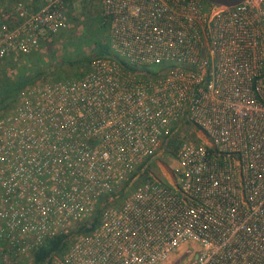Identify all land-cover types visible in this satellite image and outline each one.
<instances>
[{
  "label": "built area",
  "instance_id": "built-area-1",
  "mask_svg": "<svg viewBox=\"0 0 264 264\" xmlns=\"http://www.w3.org/2000/svg\"><path fill=\"white\" fill-rule=\"evenodd\" d=\"M81 1L0 11V63L68 28ZM93 1L110 54L0 111V263L71 234L188 120L203 141L182 142L169 176L110 198L52 264H166L181 249L189 264H264V0Z\"/></svg>",
  "mask_w": 264,
  "mask_h": 264
},
{
  "label": "rangeland",
  "instance_id": "rangeland-1",
  "mask_svg": "<svg viewBox=\"0 0 264 264\" xmlns=\"http://www.w3.org/2000/svg\"><path fill=\"white\" fill-rule=\"evenodd\" d=\"M0 0V11L10 9L17 0ZM28 2V0H25ZM41 1V0H39ZM35 4H30L33 7ZM71 12H74L70 19V26L63 29L42 43L40 47L26 55L12 58L13 61L6 65L4 59L0 67H4L9 76L23 72L34 74L35 67L41 68L47 73L39 77L35 83L41 81H56L75 77L83 71L87 65L85 61L95 51L97 43H107V29L101 24L99 5L93 0H84L74 3ZM81 60V61H80ZM38 64L36 65V62ZM71 61V62H70ZM64 62V64H63ZM174 134L181 141L193 140L200 143L204 139L203 133L194 124L181 121L177 124ZM172 157L164 153L160 147L158 154L147 161L146 175L155 178H163L170 175L171 167L174 164ZM139 178H136V181ZM140 177V182L145 181ZM183 249L176 252L166 264H189V258L183 256ZM11 264H34L29 259L17 260Z\"/></svg>",
  "mask_w": 264,
  "mask_h": 264
},
{
  "label": "trees",
  "instance_id": "trees-1",
  "mask_svg": "<svg viewBox=\"0 0 264 264\" xmlns=\"http://www.w3.org/2000/svg\"><path fill=\"white\" fill-rule=\"evenodd\" d=\"M44 0L39 1L38 4H41ZM31 53V52H30ZM110 49L108 42L107 43H97L95 47V51L93 54L86 58L81 59L82 61H85L87 63L85 69L81 71L78 75H75V77H78L80 75H83L84 72L88 69V64L90 60L94 56H103V55H109ZM13 59L8 58L5 60V64H10ZM80 60V61H81ZM36 62V61H35ZM71 62V61H70ZM120 62L128 69H133L136 71L133 67H131L129 64H127L124 60H120ZM38 64V61L36 62V65ZM64 64V62H63ZM155 67H149L146 69V73L155 74ZM45 73L47 71L35 67V73L34 74H25L23 72H20L17 75L9 76L7 72L5 71L4 67H0V111L7 109L8 107H11L19 94V92L27 85L34 84L35 81L39 77L45 76ZM72 78V77H71ZM188 122V120H185ZM177 123L173 124L169 130V133L164 136L161 145L163 148V151L165 154H167L170 157H176L178 150L182 144L183 141L179 140L174 132L177 128ZM175 130V131H174ZM146 162L141 163L137 171H139L143 166L145 167L143 171L139 174L138 178L144 177V179H149L150 177L146 175L147 167L145 166ZM132 181L131 178L124 181L121 185L117 187L110 195H105L103 197L104 204L103 207H98L97 210L93 215L85 219L84 221L79 222L76 227L73 229L72 233L69 235L66 234H56L51 237H49L43 244L35 247L32 251V263L34 264H52V260L56 256L62 255L65 250L68 248V245L71 240V236L76 234H87L92 232L96 226L99 224V216L102 208L106 204H108V200L110 198L117 199L118 197L121 199L123 198L130 189L134 188L136 184H138V180ZM1 264V263H0Z\"/></svg>",
  "mask_w": 264,
  "mask_h": 264
},
{
  "label": "water",
  "instance_id": "water-1",
  "mask_svg": "<svg viewBox=\"0 0 264 264\" xmlns=\"http://www.w3.org/2000/svg\"><path fill=\"white\" fill-rule=\"evenodd\" d=\"M211 5L220 8V9H225V8H230L233 6H236L245 0H205Z\"/></svg>",
  "mask_w": 264,
  "mask_h": 264
},
{
  "label": "crops",
  "instance_id": "crops-1",
  "mask_svg": "<svg viewBox=\"0 0 264 264\" xmlns=\"http://www.w3.org/2000/svg\"><path fill=\"white\" fill-rule=\"evenodd\" d=\"M6 2H8L7 0H5ZM28 2L31 4H35V6L39 3V0H28ZM34 8V6H33Z\"/></svg>",
  "mask_w": 264,
  "mask_h": 264
}]
</instances>
